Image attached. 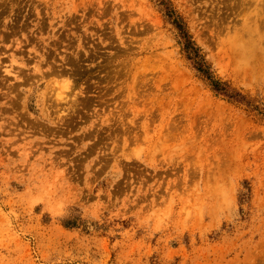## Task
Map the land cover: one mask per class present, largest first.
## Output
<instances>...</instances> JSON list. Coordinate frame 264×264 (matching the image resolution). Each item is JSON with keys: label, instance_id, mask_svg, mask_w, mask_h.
<instances>
[{"label": "rangeland", "instance_id": "374dc122", "mask_svg": "<svg viewBox=\"0 0 264 264\" xmlns=\"http://www.w3.org/2000/svg\"><path fill=\"white\" fill-rule=\"evenodd\" d=\"M0 0V264H264V0Z\"/></svg>", "mask_w": 264, "mask_h": 264}, {"label": "trees", "instance_id": "16d2710c", "mask_svg": "<svg viewBox=\"0 0 264 264\" xmlns=\"http://www.w3.org/2000/svg\"><path fill=\"white\" fill-rule=\"evenodd\" d=\"M157 5L164 12L165 17L171 22V24L178 31L179 42L182 46V50L186 55V58L193 63L194 68L200 73L206 81L209 82L213 91L219 95L225 96L231 100L237 102L244 101L243 95L233 90L230 85L223 83L216 79L211 67L208 65L206 59L202 55L200 49L193 42L189 35L186 25L181 17L174 10L169 0H155Z\"/></svg>", "mask_w": 264, "mask_h": 264}]
</instances>
